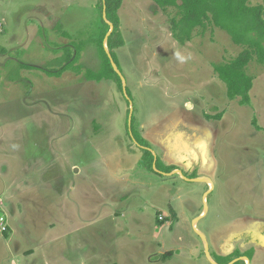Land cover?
I'll list each match as a JSON object with an SVG mask.
<instances>
[{
    "label": "rangeland",
    "instance_id": "1",
    "mask_svg": "<svg viewBox=\"0 0 264 264\" xmlns=\"http://www.w3.org/2000/svg\"><path fill=\"white\" fill-rule=\"evenodd\" d=\"M98 2L0 0V264H212L242 239L249 264H264L253 242L264 244V65L248 64L240 105L211 65L242 49L225 31L181 44L173 8L122 0L116 54L128 97L83 72L47 75L71 42L83 48L75 66L99 68ZM130 110L133 129L179 173L138 164Z\"/></svg>",
    "mask_w": 264,
    "mask_h": 264
},
{
    "label": "trees",
    "instance_id": "2",
    "mask_svg": "<svg viewBox=\"0 0 264 264\" xmlns=\"http://www.w3.org/2000/svg\"><path fill=\"white\" fill-rule=\"evenodd\" d=\"M153 2L162 10L168 8L175 10L170 18V32L179 43L184 44L190 41L196 34H204L208 28H219L229 35L233 44L242 48L235 57L211 65L217 77L225 83L227 97L230 100L238 99L240 105L249 104V91L252 88L253 76L247 73V66L252 60L264 65V0L257 5L250 4V0H153ZM121 5L122 0H99L98 2L100 26L93 38L100 62L97 70H82L79 66H75L81 57L83 48L80 47L81 42L75 44L71 42L70 45L74 52H71L68 46H64L62 54L54 60V64L59 67L47 71L46 74L59 77L66 71L83 72L87 80L95 82L112 80L122 92L121 78L111 63L113 61L119 69L116 50L125 43L120 30ZM103 12H105V18H103ZM111 25L112 31L107 35ZM61 34L68 36L64 32ZM105 40L108 52L104 46ZM22 67L25 66L22 65ZM125 97H128L127 87ZM126 101L128 103L129 99ZM206 117L217 120L221 118V113ZM126 122L127 132H130L132 140L136 142L141 151L139 165L150 171L156 168L164 173L175 169L173 166H164L159 158L153 156L148 142L136 129H133L132 117L130 123L128 119ZM249 251L251 249L247 252ZM170 255L171 251L165 252L163 258L167 259L166 257ZM239 256L246 257L248 260L250 258L246 252L239 254L238 251H234L232 254L220 257L225 259V262H217L226 264ZM233 264H241V262L238 260Z\"/></svg>",
    "mask_w": 264,
    "mask_h": 264
},
{
    "label": "crops",
    "instance_id": "3",
    "mask_svg": "<svg viewBox=\"0 0 264 264\" xmlns=\"http://www.w3.org/2000/svg\"><path fill=\"white\" fill-rule=\"evenodd\" d=\"M65 73V72H64ZM152 151V150H151ZM152 154H153V156L154 157H157V156H155V154L153 153V151H152ZM158 158V157H157ZM140 160V159H139ZM162 160V159H161ZM138 164H139V161H138ZM165 166H167V165H165ZM170 166V165H169ZM177 168H175L174 169V171L175 172H178L179 173V170H176ZM155 170H156V168H155ZM242 237H243V235L240 237L241 239H242ZM262 237V236H261ZM252 238V237H251ZM253 240H254V238H253ZM252 240V241H253ZM249 242V241H248ZM253 242H256V245L255 246H259V245H261V246H264V244L262 243V241L260 240V239H257L256 238V241H253ZM247 243V241H244L243 239H242V243L238 246V247H240V249H242V251H246L247 250V245H245ZM239 248H237V249H231V247H228V246H225L224 248H223V251H224V254H221V255H218V257H225V256H227V255H229V254H232L234 251H238L239 252V254H243L242 253V251L240 250ZM248 250H250V249H248ZM167 252V251H166ZM212 257V256H211ZM235 258V257H234ZM234 258L230 261V262H233V261H235L234 260ZM237 258H241L242 260L243 259H245L246 260V262H248V264H249V260H247L246 259V257H243V256H239V257H237ZM215 260V259H214ZM214 260H213V262H211L212 264H215L214 263ZM215 262L216 263H218L216 260H215ZM230 262H228V263H230ZM228 263H226V264H228ZM241 264H244V262H242Z\"/></svg>",
    "mask_w": 264,
    "mask_h": 264
},
{
    "label": "water",
    "instance_id": "4",
    "mask_svg": "<svg viewBox=\"0 0 264 264\" xmlns=\"http://www.w3.org/2000/svg\"><path fill=\"white\" fill-rule=\"evenodd\" d=\"M104 10H105V9H104ZM103 18H105V12H103ZM107 22H109V21H107ZM110 24H111V23H110ZM111 31H112V25L110 26V29H109V31L107 32V35H109ZM107 35H106V36H107ZM104 46H105V49H106L107 52H108L107 45H106V40H105ZM111 63H112V66H113L114 70L117 72V74H119V76H120V78H121L123 92H124V94H125V96H126V86H125V85H126V82H125V79H124V77L122 76L120 70H119V69L117 68V66L115 65V63H114L113 61H111ZM131 117H132V115H131V110H130L129 118H128L129 123H130ZM262 241H263V240H262ZM205 254H206V256H207L208 258H210L209 254H208V252H207V246H206V253H205ZM211 261H212V260H211Z\"/></svg>",
    "mask_w": 264,
    "mask_h": 264
},
{
    "label": "built area",
    "instance_id": "5",
    "mask_svg": "<svg viewBox=\"0 0 264 264\" xmlns=\"http://www.w3.org/2000/svg\"><path fill=\"white\" fill-rule=\"evenodd\" d=\"M3 218H0V226H1V230H3L4 229V226H2V224H3Z\"/></svg>",
    "mask_w": 264,
    "mask_h": 264
}]
</instances>
